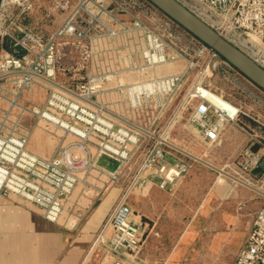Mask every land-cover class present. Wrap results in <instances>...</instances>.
I'll list each match as a JSON object with an SVG mask.
<instances>
[{"label":"built area","instance_id":"2783aa9c","mask_svg":"<svg viewBox=\"0 0 264 264\" xmlns=\"http://www.w3.org/2000/svg\"><path fill=\"white\" fill-rule=\"evenodd\" d=\"M177 1L264 68V0ZM1 2L2 7L20 6L21 13L33 4L29 0ZM53 4L66 13L60 25L46 40L34 36L30 45L16 40L27 54L1 57L0 77L17 76L15 98L34 80L41 81L34 77L37 75L56 82L80 99L54 87L41 107L29 109L14 100L10 102L2 124L19 106L20 116L28 112L44 119L51 127L49 133H57L58 141L52 155L43 157L29 150L28 133L5 132L0 126V195L35 208L50 222H60L66 212L73 215L75 222L108 186L119 185L133 169L129 185L122 189L93 247H106L116 258L111 264H138L135 260L150 230L148 223L131 220L129 193L137 190L147 194L152 186L173 192L189 174L192 163L173 157L152 136L122 122L117 124L101 109L82 100L95 103L94 96L114 92L129 109L150 110L159 117L169 98L184 84L186 70L167 76H157L153 71L179 62H186V68L193 69L196 64L186 59L179 47L184 41L196 48L198 57L208 55V69L213 61L214 70L222 64L227 72L237 71L147 0H53ZM135 35L139 40L136 50L127 51L129 45H122L126 46L122 51L113 46L116 56L111 70L104 71L103 62L98 60L99 70L93 72L96 59L107 51L100 44ZM72 55H76L74 62ZM129 74L139 79L127 80ZM203 89L194 84L182 101L183 106H191L187 123L197 126L200 138L208 144H215L228 124L237 126L248 141L233 160L232 173L244 182L257 179L264 184V133L240 125L238 109L220 97L203 95ZM144 129L155 135L150 128ZM103 156L116 163L114 169L99 164ZM75 192L79 196L72 200ZM120 256L129 257L131 262ZM233 264H264V204L255 213Z\"/></svg>","mask_w":264,"mask_h":264},{"label":"crops","instance_id":"0c3cea01","mask_svg":"<svg viewBox=\"0 0 264 264\" xmlns=\"http://www.w3.org/2000/svg\"><path fill=\"white\" fill-rule=\"evenodd\" d=\"M35 14L36 20L33 27L38 26V28H42L43 23L48 22L46 17L51 16L49 9H40ZM22 22L25 26H30L29 19L23 18ZM39 29H34L32 32L34 36L39 34ZM54 29L47 30L46 37ZM23 34L25 35V33ZM23 34L20 36H24ZM43 36L45 37V35ZM134 39L129 40L127 51L138 48L137 41ZM107 42L109 43V41L104 43ZM12 43L10 41V44ZM102 45L100 44V46ZM103 49L105 50V47ZM106 50H110L109 45ZM2 51L6 55L16 57H22L25 54L24 49L19 46L14 48L13 44L7 45ZM71 59L76 60V55H73ZM175 68L171 74L182 72L181 66L176 65ZM16 78L17 76L12 75L0 79V90L4 91L1 89L2 85L7 86L5 94L0 92L3 94L4 103H6L2 115L10 109V102L15 98L14 90L11 91L9 87L16 86ZM39 83V80H34L32 88ZM209 94L213 98L211 93ZM255 98L264 100V92ZM219 101L223 103V101ZM21 104L20 106H25L23 94ZM223 105L228 106L227 103H223ZM235 106L240 112L238 117L240 125L264 133V119L260 114L249 115L244 113L240 106ZM260 111L261 115L264 114V106L260 105ZM18 114L20 115V110ZM46 135L41 141H38L37 146L32 144L29 135V150L43 157L51 156L58 141L57 133ZM247 141V136L237 126L228 124L214 145H223L232 149L238 144V155L246 146ZM40 145L50 149L49 152L40 149ZM170 154L187 161L177 154L172 152ZM197 157L201 158V156ZM203 157L201 159L218 167L215 160ZM204 170L207 173L212 169L192 164L189 174L177 184L173 192L162 191L155 186L150 187L147 194L139 200L140 208L137 207V198L131 200V220L135 223L146 222L152 227V232L154 231L148 237L141 256L135 260V263L233 264L236 254L244 245L246 236L251 229L255 213L264 204V198L250 189L235 188L217 180L197 197L195 203H192L194 208L189 211L190 217L184 223L185 200L192 199V197L186 199L184 188L188 181H192V178L197 181L195 176ZM77 192L72 195V200L78 198ZM121 192L122 189L119 187L108 186L99 199L93 201V204L85 210L80 219L73 222V215L66 212L58 223L44 219L33 207H26L12 198L0 195V264H84L88 249L108 218ZM73 223L75 224L73 225ZM121 257L131 262L129 257ZM114 259L116 258L113 257L112 260Z\"/></svg>","mask_w":264,"mask_h":264},{"label":"rangeland","instance_id":"374dc122","mask_svg":"<svg viewBox=\"0 0 264 264\" xmlns=\"http://www.w3.org/2000/svg\"><path fill=\"white\" fill-rule=\"evenodd\" d=\"M29 1L33 3L32 8L30 10H25L24 12L21 13L20 6L9 5V7H5V6L2 7L1 6L2 2L0 0V59L1 57L6 55V53H4L2 50H4V48L7 47V45L13 44L14 48L19 46L21 49H23L20 44L17 45L16 40L21 41L27 45L32 44L31 39L35 38L32 32L34 31V29L40 28V27L38 28V26L33 27L35 25L34 22L36 20L34 14L37 11H39L40 9H45V10L49 9L51 12V16L46 17V20L48 22H46L45 24L43 23L42 28H40L41 30L39 29L38 31L39 34L37 36L40 37L42 40H46L50 36L48 35L46 37L47 35L46 31L54 29L62 21V19L66 14L64 11L55 8L53 4V0H29ZM23 18L29 19L30 26L28 25L25 26L23 24L22 22ZM23 33H25V35ZM20 34H23L24 36H20ZM43 35H45V37ZM133 38H135L134 40H136L137 43L139 42L138 37L135 35L129 39L124 38L118 40H109V43L108 42L104 43L102 46L105 47V49H107L109 45L111 50L106 51L105 54L102 55L103 57L100 56L98 59H96L94 66L92 67L93 72H98L99 70V67H97L96 65V62L98 63V60L100 62H103L104 71L111 70V67L113 65V60L115 59L116 56V52L112 49L113 46L120 47L119 50L122 51L123 49L126 48V46H122V45L128 46L129 40L131 41ZM10 41H12L13 43L10 44ZM179 47H181L184 50L186 59H188L191 62H194L196 66L193 69L190 68L187 69L186 62L169 63L166 65L159 66L153 71V74L157 76L158 75L163 76L173 73L176 69L175 68L176 65H178L179 67L181 66L182 71L186 70L184 84L172 97L169 98V101L167 102L166 106L163 109L164 110L163 114L160 115L159 117H156L155 114H151L150 110H145L147 112L144 111L137 112L129 109L126 104L119 102V99L116 93L114 92H106L103 94L96 95L92 98V101H94L96 104L99 105L101 104L107 110L122 116L123 118L127 119L128 121L142 128H150L155 132L156 136H160V138L168 141L169 143H172L173 145H176L181 149H184L185 151L191 154H194L196 156H201V158L202 156H204L203 158L205 159L215 160V162L218 164L217 165L218 168H221L224 171L233 174L231 169L232 167L231 164L238 153V149H237L238 144H236L235 147H232V149H228V147H224L223 145L215 146L214 144L205 143L200 138V134L198 133L199 132L198 127L190 126L187 123V118L191 111L190 108L191 106L189 104H185L183 106L182 101L185 95L188 93V91L192 88V86L196 84L203 87L204 90H206L203 91V95L209 96V93H211L214 99L216 97H220L225 102L227 103L230 102L231 104L230 103L229 104L232 105L234 108L238 109V107L235 106L238 105L241 107L244 113H248L249 115H253L254 113L260 114V116H262V119H264V114L261 115V111H260V105L264 106V100L255 98V96L262 95V92L258 88H255L252 83H250L239 73L227 72L226 68L222 64L219 65L214 70L212 69L211 66L213 61H211L208 69L207 68V64L209 62L208 55L203 54L200 57H198L195 53L196 48H194L192 44L188 43V41L179 43ZM26 54L27 52L25 51V54L23 56H25ZM74 61L75 59L72 60L71 62ZM126 79L136 81L139 79V77L134 74H129L126 77ZM70 87L73 88L75 87V85H71ZM9 88H11V91L14 90V93L18 91L17 86H13ZM51 88L54 87L45 82L40 81V83L37 86H33L32 88L31 85L29 88L24 89L23 92H21V94L17 98L12 100H14L18 105H20L21 96L23 94L24 104H25V106L23 107L29 109H31L32 107H41L44 105L49 90ZM1 89H4V91L0 90V92L5 94L7 90V86L2 85ZM1 93H0V126H4L5 132H11L14 134L28 133L30 135V139H32V144L37 146L39 144L38 143L39 140L41 141L42 138L46 137L47 136L46 134L48 135L50 134L49 130L51 129V127L47 124V122L44 119L34 117L30 115L28 112L23 113L20 116L18 114L19 106H15L13 108L14 112H11L8 121L2 124L4 117V115H2V111L6 106V103H4L5 101L3 100L2 97L3 94ZM192 103L193 102H191V104ZM241 116H243V114H241ZM112 119L117 124L121 123L120 121L114 118ZM165 147L168 151L177 154L178 156L184 159H187V161L191 162L192 164L198 167H205L202 164L169 148L168 146L165 145ZM40 149L45 150L46 152H49L50 150L45 146H41ZM99 164L105 166L107 169L110 170L114 169L116 166V164L112 160H110L105 156H103L100 159ZM202 169H206V168H202ZM197 174L198 175L195 176L197 181L193 180L194 178H192L193 176L192 175L191 176L192 181L191 180L188 181L184 188V195L186 196V199L188 197H192L190 201L185 200L186 203L184 207L185 209L184 223H186L190 217L189 211L194 208V205L192 203H195L197 201V197L202 195L205 192V190L208 188V186H210L215 181L219 180L222 183L229 184L235 188L248 190V188L238 183L236 184V182H233L227 177L220 175L219 173L212 170L207 173L206 170L200 171ZM132 175H133V169L130 170L126 174L125 178L122 179L120 184L116 185L115 187L126 189V187L129 185L131 181ZM249 181L257 188L264 190V184H262L257 179H253V180L249 179ZM145 195L146 194L138 192L137 190L130 192L129 196L127 197V202L129 206L132 207L131 200L137 198L136 200L138 204L137 207L140 208L141 203L139 202V200H141L142 197H144ZM260 197L264 198V196H260ZM149 230L150 233L148 234V237L150 236L151 233L154 232V231L152 232V227L150 225H149ZM93 244L94 242L92 243V245L90 246V248L86 253V261L84 264H111L113 256L109 253L108 249L100 244H96L93 247ZM142 250L139 253L138 258L141 256Z\"/></svg>","mask_w":264,"mask_h":264},{"label":"water","instance_id":"95a60500","mask_svg":"<svg viewBox=\"0 0 264 264\" xmlns=\"http://www.w3.org/2000/svg\"><path fill=\"white\" fill-rule=\"evenodd\" d=\"M147 1L150 2L154 7H156L164 15L169 17L176 24H178L181 28L187 31L190 35L196 38L198 41H200L205 46H207L209 49L214 51L221 59L227 62L235 71H237L240 75H242L245 79H247L255 87H257L262 92H264V68H262L257 63H255L249 56H247L244 52H242L236 46H234L233 44L225 40L223 37H221L215 30H213L204 21L199 19L195 14H193L184 5H182L177 0H147ZM18 74H23V73H18ZM7 76L9 75L1 76L0 79L7 77ZM34 77L40 79L41 81L59 90L65 91L71 94L72 96L80 99V97H78L76 94L71 93L69 90H67L66 88L62 87L61 85L57 84L56 82L52 80H49L45 77L37 76V75H34ZM82 101H84L85 103L91 105L92 107L96 109H101L107 115L122 122L123 124L128 125L146 135H149V133L145 129H142L139 126L133 124L132 122H129L123 119L122 117L115 115L114 113L101 108L99 105L93 102H90V101H86V100H82ZM150 136H152L155 140L161 142L162 144L168 146L169 148L183 154L184 156L212 169L213 171L219 173L220 175L227 177L233 182H236L258 193L261 196H264V192H260L257 189H255V187H252L240 180L235 179L234 177L228 175L223 169L213 166L212 164L206 162L205 160L197 156H194L193 154L177 147L176 145H173L172 143L163 141L159 136H156V135H150Z\"/></svg>","mask_w":264,"mask_h":264},{"label":"bare ground","instance_id":"6f19581e","mask_svg":"<svg viewBox=\"0 0 264 264\" xmlns=\"http://www.w3.org/2000/svg\"><path fill=\"white\" fill-rule=\"evenodd\" d=\"M203 91H206V90H204L203 89ZM123 119H125V118H123ZM125 120H127V119H125ZM128 121V120H127ZM130 122V121H129ZM134 124V123H133ZM136 125V124H135ZM138 126V125H137ZM140 127V126H139ZM140 128H142V127H140ZM142 129H144V128H142ZM146 130V129H145ZM147 131V130H146ZM148 133H149V135H152V133H150L149 131H147ZM162 139V138H161ZM163 141H166V140H164V139H162ZM166 142H168V141H166ZM226 172V171H225ZM228 175H230V176H232V177H234L235 179H237V180H240V181H242V182H244L243 180H241V179H239L238 177H236L235 175H233V174H231V173H228V172H226ZM244 183H246L247 185H250V186H252V187H255V189H257L258 191H260V192H264V190H261L260 188H257L256 186H253V185H251L250 183H247V182H244Z\"/></svg>","mask_w":264,"mask_h":264}]
</instances>
